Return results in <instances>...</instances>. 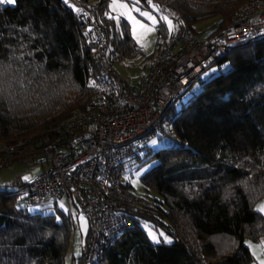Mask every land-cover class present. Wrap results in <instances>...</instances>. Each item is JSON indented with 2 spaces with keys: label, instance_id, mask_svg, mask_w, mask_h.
I'll list each match as a JSON object with an SVG mask.
<instances>
[{
  "label": "trees",
  "instance_id": "obj_1",
  "mask_svg": "<svg viewBox=\"0 0 264 264\" xmlns=\"http://www.w3.org/2000/svg\"><path fill=\"white\" fill-rule=\"evenodd\" d=\"M73 1L76 8L66 0L0 5V143L35 145L87 107L101 67L98 43L81 8L100 19L114 63L142 52L128 22L110 18L111 0ZM247 1L152 3L166 8L177 26L197 33L196 23L217 17L208 34ZM140 3L151 8L148 0ZM158 32L160 38L168 34L165 23ZM218 66L219 74L200 77L201 88L166 115L162 131L170 144L149 146L132 160L154 163L140 177L142 195L154 207L131 211L132 227L106 248L97 264L255 261L247 241L264 238V213L257 208L264 199V33L233 45ZM26 156L40 154L18 155L11 163ZM18 191L0 187V264H67L75 229L72 214L58 207L53 213L31 212ZM146 221L166 230L173 241L153 242L142 226ZM91 236L90 225L83 252L71 264H89Z\"/></svg>",
  "mask_w": 264,
  "mask_h": 264
},
{
  "label": "built area",
  "instance_id": "obj_2",
  "mask_svg": "<svg viewBox=\"0 0 264 264\" xmlns=\"http://www.w3.org/2000/svg\"><path fill=\"white\" fill-rule=\"evenodd\" d=\"M80 11L89 17L101 67L91 100L35 145L22 140L0 143V167L9 166L18 155H42L47 168L25 182L19 198L29 206L62 198L76 203L92 228L87 263L97 264L106 248L132 227L131 211L154 207L132 190L126 163L144 154L146 141L162 131L170 109L205 70L218 64L233 45L264 33V0H248L208 34L177 26L160 38L135 85L115 68L100 19L84 8Z\"/></svg>",
  "mask_w": 264,
  "mask_h": 264
},
{
  "label": "rangeland",
  "instance_id": "obj_3",
  "mask_svg": "<svg viewBox=\"0 0 264 264\" xmlns=\"http://www.w3.org/2000/svg\"><path fill=\"white\" fill-rule=\"evenodd\" d=\"M66 1L71 6L75 8L77 7V3L75 1L73 0H66ZM120 2L128 3L129 7H131V3L128 0H120ZM92 3H94V1H92ZM111 3H112V0L110 1V4H109V11L111 15L113 17H119V19H116L118 24H120L121 20L125 19L129 24L131 35L133 36L132 26H131L130 21H128L126 17L120 16L119 12L113 11L110 8ZM138 7L142 11L151 12L154 16L157 17V19H159L160 16L167 15L170 17V19H172L173 23L176 25V22L172 18L171 14L166 10V8L158 7L159 11H156L153 8L145 7L141 3H139ZM133 15H135L137 19L150 24V22L147 21L144 17L139 16L138 13L134 12ZM217 21H218L217 17L206 19V20L196 23L195 28L200 34H205L207 31L213 29V27L216 26ZM161 23L162 22L158 23L155 26L154 31L144 36L140 43H138L137 39L133 36L138 46L142 49V52L140 54L136 55L135 57L125 58L121 61H117L114 63V66L117 69V71L123 77H125L128 80V82L132 85H135L138 83L141 74L145 70L147 64H149V61L155 51L157 43L160 40L158 27ZM141 43L144 45V47H141ZM222 70L225 71V68ZM220 71H221L220 67L218 66V64H216L210 67L209 69L205 70L201 74L200 77L202 78V80H208L212 78L213 76H215L216 74H219ZM200 88H201V84L198 79L193 84V86L189 89V91L183 96L182 101L178 100L175 103L174 108L176 110H179L181 106L184 103H186L187 100L195 92H197ZM171 115H172L171 112L168 113V116H171ZM145 144L148 145V147L150 146L152 148H159L160 146L169 145L170 141L164 131H161V132L157 131L150 136V138L146 141ZM41 158L43 159L42 155L36 156V158L32 156H26L25 158H22L21 160L14 161L7 167L0 168V187L13 190V191H18L21 187L18 185V183H22V184L25 183L29 178H32L33 176L39 174L45 168H47L48 166L47 162L42 161ZM153 164L154 163L142 165V164H139V162H132V161H128L126 163L125 170L126 172L129 173V177L131 180V186H132L131 188L136 194L142 195L145 192V188L140 180V177L143 173H145L148 169H150L153 166ZM25 177H28V179H25ZM61 205H63V207H61ZM261 205H264V199H262L257 204V208H259V206ZM57 207L66 212H70L75 220V229H74L71 244L68 249L67 256H66L67 264H71L74 258L77 259L82 254L86 239L88 237V230L90 228V222H89V219L86 217V215L80 210V208L77 206L76 203L74 202L68 203L66 198H62L56 202L49 203L45 206H28V210L31 212L42 211L43 213H53L55 212V209ZM142 226L146 230L150 239L153 242H156L152 239L153 235H155L159 241L156 243H160L162 241H165V242L173 241L172 236L166 230L161 229V228L159 229L155 228L148 221L143 222ZM165 237L167 239H165ZM247 243L253 245V242L250 240H248ZM254 245H257V244H254Z\"/></svg>",
  "mask_w": 264,
  "mask_h": 264
},
{
  "label": "snow or ice",
  "instance_id": "obj_4",
  "mask_svg": "<svg viewBox=\"0 0 264 264\" xmlns=\"http://www.w3.org/2000/svg\"><path fill=\"white\" fill-rule=\"evenodd\" d=\"M15 2L16 0H0V5H13L15 4ZM130 3H131V7H129L128 3H122L120 2V0H112L110 8L113 11L119 12L120 16L126 17V19L130 21L131 26H132L133 36L137 39L138 43L141 42L144 36L154 31L155 26L160 22H163L166 24L170 35L176 30L177 25L173 23L172 19H170L169 16L163 15V16H160L159 19H157V17L154 16L151 12L142 11L138 7L140 0H130ZM148 3L151 6V8H153L156 11H159L158 6L153 4L152 0H148ZM134 12L138 13L139 16L144 17L147 21L150 22V24L137 19L136 16L133 15ZM110 18L119 19V17H110ZM141 47H144L142 43H141ZM25 179H28V177H25ZM61 207H63V205H61ZM258 210L264 212V205L259 206ZM152 239L156 242H159L155 235L152 236ZM165 239L167 238L165 237ZM261 264H264V261H261Z\"/></svg>",
  "mask_w": 264,
  "mask_h": 264
},
{
  "label": "crops",
  "instance_id": "obj_5",
  "mask_svg": "<svg viewBox=\"0 0 264 264\" xmlns=\"http://www.w3.org/2000/svg\"><path fill=\"white\" fill-rule=\"evenodd\" d=\"M110 15H111V13H110ZM254 244H257V245H254ZM249 246H250L252 253L254 254V257H255V261L251 264H261V261H264V238L259 242H253V245L249 244ZM257 255H259V256H257Z\"/></svg>",
  "mask_w": 264,
  "mask_h": 264
}]
</instances>
